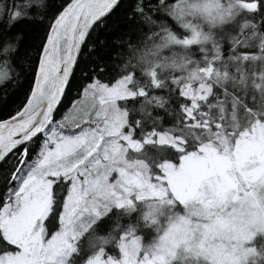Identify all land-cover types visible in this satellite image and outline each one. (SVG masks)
<instances>
[{
  "label": "snow or ice",
  "instance_id": "obj_1",
  "mask_svg": "<svg viewBox=\"0 0 264 264\" xmlns=\"http://www.w3.org/2000/svg\"><path fill=\"white\" fill-rule=\"evenodd\" d=\"M34 7L39 0L0 6V55L23 41L32 59L21 93L11 105H0V264H76L77 241L85 235L92 254L82 264H164V256L136 235L138 215L136 224L120 223L146 202L154 211L157 204L197 202L201 207L192 212L198 217L226 214L230 223L218 217L213 230L220 225L245 260L264 264V235L248 231L238 209L228 211L264 178V149L257 150L264 138V0L218 9L214 18H232L233 31L199 47L197 59L192 49L190 57L181 55L172 64L180 71L169 74L157 70L160 49L192 45L201 36L185 20L195 6L186 8L184 0H131L126 7L122 0H63L39 28ZM114 15L123 30L107 46L125 48L128 61L120 71L99 64L78 68L82 53L87 58L97 45L106 46L97 31L108 28ZM168 18L182 31L173 30ZM150 39L159 42L143 50ZM78 71L80 98L64 111ZM3 80L8 75L0 71ZM159 89L182 98L176 109L166 96L151 94ZM134 100L141 116L153 107L174 114L173 126L156 130L157 117L145 132L143 121L130 120L118 103ZM65 188L59 230L45 240V220L56 227ZM148 219L146 214L145 224ZM108 221L107 235H98ZM109 242L118 247V258H103Z\"/></svg>",
  "mask_w": 264,
  "mask_h": 264
},
{
  "label": "clouds",
  "instance_id": "obj_2",
  "mask_svg": "<svg viewBox=\"0 0 264 264\" xmlns=\"http://www.w3.org/2000/svg\"><path fill=\"white\" fill-rule=\"evenodd\" d=\"M184 4L186 8L195 6L191 9L192 14L187 15L185 20L195 25L201 36L192 45L161 48L156 57L157 70L161 73L180 71L173 69V61L179 64L181 55L190 57L193 46L210 47L225 32L226 26L233 23V19L229 17L214 18L216 11L227 8L230 4L235 9L237 0H184ZM154 32L159 30L154 29ZM188 35L190 37L191 33ZM158 42V39H150L141 48L146 50ZM173 52L177 55L173 56ZM5 82L7 80L0 81ZM248 191L250 195L230 206L228 211L238 209L237 218L243 221L246 229L253 235H264V178L257 180ZM155 207L157 210L154 211L146 202L140 208H133V212L138 214L140 224L154 233L151 240L143 245L149 251L155 250L157 254L163 255L164 264H252L251 258L245 260L242 253L231 246L228 232L220 225L213 230L212 225L218 217L230 223L226 214H217L210 219L198 217L192 212V209L201 207L197 202H190L187 207H160L158 204ZM146 214L149 219L145 224Z\"/></svg>",
  "mask_w": 264,
  "mask_h": 264
},
{
  "label": "trees",
  "instance_id": "obj_3",
  "mask_svg": "<svg viewBox=\"0 0 264 264\" xmlns=\"http://www.w3.org/2000/svg\"><path fill=\"white\" fill-rule=\"evenodd\" d=\"M63 0H39V7H34L33 12L37 16L40 17L36 21V27H42L44 23H47L48 17H50L59 7ZM131 0H122V6L126 7ZM12 0H0V6L7 5L11 7ZM122 9L117 10V13H120ZM115 20V15L109 18V27L104 29H100L97 31V37L99 40L105 41V47H100L97 45L96 51L91 55L84 58V54H81V63L78 65V68H83L85 64L89 66V70L94 64H99L103 69L107 66L108 70H115L120 71V66L123 62L128 61L129 57L125 48H121L117 46L115 50L112 47L107 46L110 41H113L115 37L123 30V25L121 24H114L113 21ZM257 24H260L259 18L255 21ZM169 26L176 31H182L179 29V26L168 18ZM234 25L230 24L226 26L225 32L233 31ZM158 30V29H157ZM264 31V28L260 29ZM129 39V37H125V40ZM143 38H138L137 42L142 40ZM225 52H227V43L224 44ZM18 50L10 51L7 56L0 55V71L7 72L8 80L5 83H0V105H11L17 98V95L21 93L22 86L27 83V80L31 74L32 68V59H31V49L26 46V44L21 41L17 45ZM192 58L197 59L199 58V50L195 46L192 47ZM135 63V61H132ZM137 75H139L140 70L137 68L135 69ZM178 74V73H177ZM80 80L79 71L76 74L75 79L73 80V87L71 90L66 94L64 99V104L66 108L64 111H67V108H71V101L78 100L80 97L78 95L76 84ZM104 82H107L106 80ZM169 88L172 86L169 84ZM82 91V89H80ZM151 94L155 95H164L170 100L169 107L172 109H176L178 105V101L182 100L178 96V94L173 91H168L167 89H159V90H151ZM242 98L243 94H242ZM122 107H126L129 110L130 120H142L144 131L147 132L153 128L152 120L155 118H159L158 123L156 124V130H164L167 128H171L175 121V115L169 114L163 109H156L155 107L149 109L148 116H141L138 111L139 108V101L134 100L131 102H118ZM57 118H60L59 116ZM140 129H136V136L139 137ZM148 152H154V149L148 148L146 149ZM174 151V150H169ZM132 155H136L131 153ZM173 162H178V160H174ZM0 186H3V179L0 177ZM67 194V190L62 189L60 191V204L57 207V219H56V227H51L48 224V219L46 221V225L48 227L49 235L55 231L59 230V219L58 213L62 211V200L63 197ZM52 213H50L51 215ZM137 213H133L130 217H123L120 220L122 225H127L129 223L136 224L137 223ZM111 226V221L106 222L104 225H101V230L97 233L98 235H107V230ZM120 230L114 228L113 226V235L117 237ZM136 235L141 237V243L147 244L151 238L153 237L154 233L151 229H147L143 227L141 224L140 227L136 231ZM79 250L76 254V264H82V259L86 260L87 255L92 254V250L88 245V236L85 235L81 237L78 241ZM259 244V240H258ZM14 247V246H13ZM105 248V256L111 255L115 258L119 257V249L116 247L114 242H109L108 244L104 245Z\"/></svg>",
  "mask_w": 264,
  "mask_h": 264
},
{
  "label": "rangeland",
  "instance_id": "obj_4",
  "mask_svg": "<svg viewBox=\"0 0 264 264\" xmlns=\"http://www.w3.org/2000/svg\"><path fill=\"white\" fill-rule=\"evenodd\" d=\"M90 116L93 118V119H95L96 117H95V113L94 112H92V113H90ZM94 126V125H93ZM261 149H264V138H261V140L259 141V143L257 144V150H261ZM130 152H131V150H130ZM51 213V212H50ZM50 215V214H49ZM46 221H47V218H46V220H45V240H47V239H49L50 237H51V234L49 235V231H48V227H47V225H46ZM104 259H106L107 257L104 255V257H103Z\"/></svg>",
  "mask_w": 264,
  "mask_h": 264
},
{
  "label": "water",
  "instance_id": "obj_5",
  "mask_svg": "<svg viewBox=\"0 0 264 264\" xmlns=\"http://www.w3.org/2000/svg\"><path fill=\"white\" fill-rule=\"evenodd\" d=\"M67 87V86H66Z\"/></svg>",
  "mask_w": 264,
  "mask_h": 264
}]
</instances>
